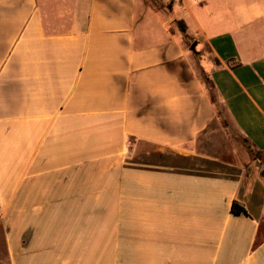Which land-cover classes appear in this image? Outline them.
Listing matches in <instances>:
<instances>
[{"label": "crops", "instance_id": "crops-1", "mask_svg": "<svg viewBox=\"0 0 264 264\" xmlns=\"http://www.w3.org/2000/svg\"><path fill=\"white\" fill-rule=\"evenodd\" d=\"M263 171L264 0H0V264H264Z\"/></svg>", "mask_w": 264, "mask_h": 264}, {"label": "rangeland", "instance_id": "rangeland-1", "mask_svg": "<svg viewBox=\"0 0 264 264\" xmlns=\"http://www.w3.org/2000/svg\"><path fill=\"white\" fill-rule=\"evenodd\" d=\"M228 140H229V142L232 141L236 148L242 144L244 147H248L245 143L244 138L236 130L230 128V126H229V138H228ZM253 154L256 157L259 156L257 153H253ZM0 251H2L1 236H0Z\"/></svg>", "mask_w": 264, "mask_h": 264}, {"label": "trees", "instance_id": "trees-1", "mask_svg": "<svg viewBox=\"0 0 264 264\" xmlns=\"http://www.w3.org/2000/svg\"><path fill=\"white\" fill-rule=\"evenodd\" d=\"M177 26H178L180 31H182L184 33L186 32V25H185L184 21H182V20L178 21ZM224 123L226 125H228V123L226 121H224ZM244 140H245V142L248 141L246 138H244ZM257 154H259V156H260V153H257ZM263 174H264V171H263ZM232 211L236 214H242V213L246 214L247 213L246 209L242 205H240L238 202H234V204L232 206Z\"/></svg>", "mask_w": 264, "mask_h": 264}, {"label": "built area", "instance_id": "built-area-1", "mask_svg": "<svg viewBox=\"0 0 264 264\" xmlns=\"http://www.w3.org/2000/svg\"><path fill=\"white\" fill-rule=\"evenodd\" d=\"M194 1L195 3H203L205 0H192Z\"/></svg>", "mask_w": 264, "mask_h": 264}, {"label": "water", "instance_id": "water-1", "mask_svg": "<svg viewBox=\"0 0 264 264\" xmlns=\"http://www.w3.org/2000/svg\"><path fill=\"white\" fill-rule=\"evenodd\" d=\"M192 48H194V45L192 46Z\"/></svg>", "mask_w": 264, "mask_h": 264}]
</instances>
